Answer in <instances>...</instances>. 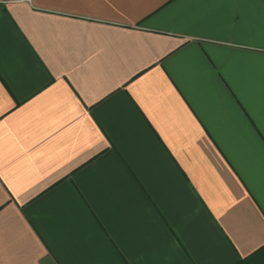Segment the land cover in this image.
<instances>
[{
    "label": "crops",
    "instance_id": "crops-1",
    "mask_svg": "<svg viewBox=\"0 0 264 264\" xmlns=\"http://www.w3.org/2000/svg\"><path fill=\"white\" fill-rule=\"evenodd\" d=\"M0 264H264V0H0Z\"/></svg>",
    "mask_w": 264,
    "mask_h": 264
}]
</instances>
